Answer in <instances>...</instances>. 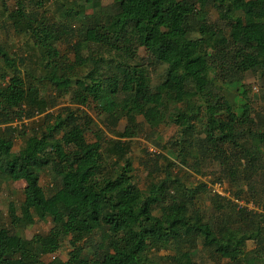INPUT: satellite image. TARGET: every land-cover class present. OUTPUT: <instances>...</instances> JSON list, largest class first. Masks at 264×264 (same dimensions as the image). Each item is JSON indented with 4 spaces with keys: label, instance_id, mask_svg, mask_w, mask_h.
I'll list each match as a JSON object with an SVG mask.
<instances>
[{
    "label": "trees",
    "instance_id": "1",
    "mask_svg": "<svg viewBox=\"0 0 264 264\" xmlns=\"http://www.w3.org/2000/svg\"><path fill=\"white\" fill-rule=\"evenodd\" d=\"M0 29L28 37L0 41V264H264V0H0Z\"/></svg>",
    "mask_w": 264,
    "mask_h": 264
},
{
    "label": "rangeland",
    "instance_id": "2",
    "mask_svg": "<svg viewBox=\"0 0 264 264\" xmlns=\"http://www.w3.org/2000/svg\"><path fill=\"white\" fill-rule=\"evenodd\" d=\"M246 22L248 24L252 23V19L249 18L246 20ZM243 23H240V28H243ZM0 41H5V42H8L10 47H11V50L14 52L16 51L17 49H22L24 48L27 43H28V37H18V36H14L12 34H8L6 33L4 30L2 31L0 29ZM246 87L248 89V94L250 95L251 97V107H256L257 106V103L259 104V102H256L257 98H256V82L255 80L250 77L248 78L247 82H246ZM237 105H238V111L240 114H243L246 110V103L244 101V99L242 97H237ZM261 107V106H260ZM92 116H94L92 114ZM39 120V119H38ZM141 122L142 119H140ZM40 122V123H39ZM39 124H41L42 120L40 118L39 120ZM27 123H30L29 121ZM36 123V124H38ZM30 123V127L36 125V124H32ZM126 127V124H123V125H115L111 122H107L106 125H100L99 127V130L103 131L105 133V139L109 140V139H116V135L115 133L117 131H123ZM169 133H171V130L170 129H167L165 128L163 130V133L161 135V138L159 137H156L154 135H152L151 137V140H148L145 135H142L140 134L138 137H136L134 139V145H133V148H134V151L133 153L137 156H142L143 154V150H147L148 152H154L156 151V146L154 143H156L157 141H164V140H167L169 138ZM55 144H58L59 145V142L57 141V139L54 141ZM18 149V148H17ZM42 183L43 185L45 186L46 185V181L45 179L43 178L42 179ZM22 189H24V184H17V185H14L12 186L11 188H9L8 190H5L3 191L2 189H0V211H4L7 209V206H8V203H9V200H18L22 197ZM51 225H48V224H42V228H50ZM34 233V230H26V231H23L21 232V236L23 238H30L32 237V234ZM66 251H64L63 255L61 256V258H65V253ZM60 257V256H59Z\"/></svg>",
    "mask_w": 264,
    "mask_h": 264
},
{
    "label": "built area",
    "instance_id": "3",
    "mask_svg": "<svg viewBox=\"0 0 264 264\" xmlns=\"http://www.w3.org/2000/svg\"><path fill=\"white\" fill-rule=\"evenodd\" d=\"M42 115H40L39 113H37L35 119L38 120L41 118ZM28 121H25V123H27ZM19 125V123H17ZM214 191L221 194L222 196H226L227 193L225 192V188L223 185L217 183L215 185L212 186ZM240 206L242 207H246L248 208V210H254V211H258L259 210V207H256L255 204L251 201L249 203H241Z\"/></svg>",
    "mask_w": 264,
    "mask_h": 264
}]
</instances>
